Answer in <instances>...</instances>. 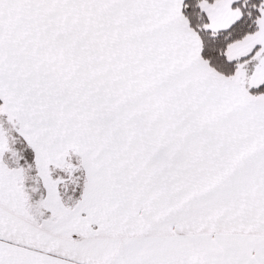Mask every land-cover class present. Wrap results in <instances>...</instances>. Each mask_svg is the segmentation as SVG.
I'll list each match as a JSON object with an SVG mask.
<instances>
[{"label": "snow or ice", "instance_id": "1", "mask_svg": "<svg viewBox=\"0 0 264 264\" xmlns=\"http://www.w3.org/2000/svg\"><path fill=\"white\" fill-rule=\"evenodd\" d=\"M0 264H264V0H0Z\"/></svg>", "mask_w": 264, "mask_h": 264}]
</instances>
